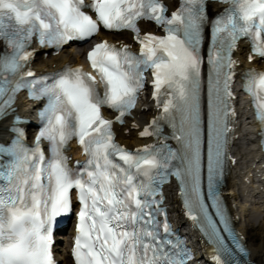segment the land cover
<instances>
[{
	"label": "snow or ice",
	"instance_id": "snow-or-ice-1",
	"mask_svg": "<svg viewBox=\"0 0 264 264\" xmlns=\"http://www.w3.org/2000/svg\"><path fill=\"white\" fill-rule=\"evenodd\" d=\"M219 2L229 7L213 17L210 0H181L171 13L163 0H0V119L14 111L21 91L47 101L34 146L18 123L10 128L9 145L0 144V156L12 158L2 174L10 187L0 189L9 193L0 194V264H59L55 226L71 213L74 191L80 205L74 264H189L191 254L164 208L163 188L172 179L187 217L213 246L210 264H249L247 242L234 230L222 186L238 138L235 54L245 40L249 61H264V0ZM141 21L154 22L165 35L142 33ZM209 26L212 46L205 58ZM101 29L130 30L140 45L136 54L105 40L87 54L102 93L97 77L80 67L67 66L47 79L30 67L33 43L61 50ZM148 74L159 115L139 136L154 142L130 150L118 142L114 126L127 127L134 119ZM242 79L264 144V69H246ZM105 108L113 117L104 115ZM74 138L88 156L75 168L65 155Z\"/></svg>",
	"mask_w": 264,
	"mask_h": 264
},
{
	"label": "bare ground",
	"instance_id": "bare-ground-1",
	"mask_svg": "<svg viewBox=\"0 0 264 264\" xmlns=\"http://www.w3.org/2000/svg\"><path fill=\"white\" fill-rule=\"evenodd\" d=\"M114 37H115V39H120V38L128 39V35H126V34H116ZM237 55L239 56V58L243 62H245L244 57H246V49L241 46L239 51L237 52ZM66 58L75 59L77 61L81 60V57L79 56L78 51L74 50L73 48L72 49L71 48L70 49L65 48L58 55L50 56L45 65H47L48 67H52V64L55 66L56 65L59 66L62 63V61ZM37 67H41V66L37 65ZM139 114L143 115V114H145V112L140 111ZM128 126H129V124H128ZM120 137H121V140L123 142H126L129 145H133V144L140 142V140L135 136V130H133V129H129L127 133H121ZM248 156H249V153L246 152L244 157H248ZM250 167H251V163H250ZM246 171H247V169L242 170L241 167H238V168H233V170L230 173V177L228 179H231V180H228V182H227V189H228V192L230 193V196H232L233 202H234V198L236 197L235 185H237V184L239 185L243 195L246 196L245 197L246 200L254 199V196H253L254 191L252 189L253 188L252 184H247L243 181L244 177L249 176L248 173H249L250 169L247 171V173H245ZM238 180H239V182H238ZM250 193H251V195H249ZM171 194H173V192ZM259 203H260V209L264 208V194H262V193L259 196ZM238 208H239V212L240 211L244 212L243 215H244V219H245V223H242V221H241L242 215H240L239 227L246 233V229H247L248 224L253 222V220L251 219V217H252L251 214H247V211H249L250 209L245 208L243 205H241V207H238ZM256 216L259 217L258 214H256ZM258 225H261L260 226L261 227L260 232H263V233H260V239H259L260 242L258 245L248 244V246H249L250 251H251L250 257L253 260H255L258 264H264V221H261L260 223H258ZM59 246H61V245H59ZM60 257H61V260H60L59 264H70L68 262V259L65 258L62 254Z\"/></svg>",
	"mask_w": 264,
	"mask_h": 264
},
{
	"label": "rangeland",
	"instance_id": "rangeland-1",
	"mask_svg": "<svg viewBox=\"0 0 264 264\" xmlns=\"http://www.w3.org/2000/svg\"><path fill=\"white\" fill-rule=\"evenodd\" d=\"M255 199V198H254ZM239 204V203H238ZM245 208H247V206L243 205ZM253 207H255V205H253ZM250 210L247 211V214H251V219L253 220V222L249 223L246 229V233H247V237H248V242L252 245H258L260 242V226L258 225V223H260L261 221H264V218L262 216L257 217L255 213V208L252 207H248Z\"/></svg>",
	"mask_w": 264,
	"mask_h": 264
}]
</instances>
